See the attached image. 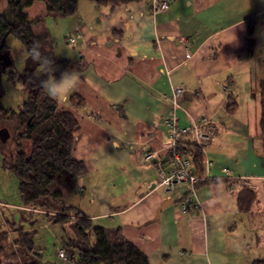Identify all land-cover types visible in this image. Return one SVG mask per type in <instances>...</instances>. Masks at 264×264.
I'll return each instance as SVG.
<instances>
[{
  "label": "crops",
  "instance_id": "obj_1",
  "mask_svg": "<svg viewBox=\"0 0 264 264\" xmlns=\"http://www.w3.org/2000/svg\"><path fill=\"white\" fill-rule=\"evenodd\" d=\"M169 1L166 12L154 15L153 0L120 6L80 0L68 18L66 40L74 47L57 59L71 61L68 71H80L81 79L59 104L79 123L73 157L86 174L67 203L94 225L119 229L150 264L264 261L257 92L264 81V0ZM250 18L256 21L255 56L239 61ZM175 88L185 91L177 111L168 100ZM73 95L83 104L73 106ZM233 100L237 109L230 115ZM174 113L180 127L208 117L216 129L206 154L214 164L209 176L218 181L198 187V207L188 216L178 205L182 191L169 196L157 186V159H143L156 152L167 161L166 120ZM251 194L243 211L240 200ZM167 200L173 204L158 217Z\"/></svg>",
  "mask_w": 264,
  "mask_h": 264
},
{
  "label": "trees",
  "instance_id": "obj_2",
  "mask_svg": "<svg viewBox=\"0 0 264 264\" xmlns=\"http://www.w3.org/2000/svg\"><path fill=\"white\" fill-rule=\"evenodd\" d=\"M3 1L0 0V53L10 54L7 40L14 37L23 45L28 56V66L23 74L8 72L9 68L4 69L0 64V129L6 128L11 136L7 143L0 141V158L3 168L19 181L22 207L51 217L54 224L72 229L74 237H68L62 248L65 261L70 264H150L147 255L127 240L119 229L96 226L67 203L77 190L79 179L86 174L84 164L73 157V140L79 123L72 113L45 94L42 83L51 75L59 79L72 67V62L58 60L52 49H46L47 44L51 45L49 34H38L35 27L42 23L45 15L57 19L75 16L80 0H6L5 6ZM93 1L97 6H120L148 0ZM36 2H42L46 12L29 18L26 10ZM245 27L246 43L238 54L239 61L252 59L257 47L256 21L247 19ZM37 44L41 54L39 61L33 59V47ZM5 73L9 82H23L28 93L27 99L17 109L2 105L5 93L1 77ZM257 92L261 105L260 134L264 136V81ZM70 100L75 107L83 104L78 95H73ZM236 109L237 103L233 100L227 105L226 112L232 115ZM188 144L189 153L199 163L201 152L192 142ZM216 181L210 178L203 184ZM252 201V194L243 195L241 209L247 210ZM16 245L7 233H0V264H44L42 255L34 248L31 234H24L19 246H25L35 259L19 262ZM253 264H264V261Z\"/></svg>",
  "mask_w": 264,
  "mask_h": 264
},
{
  "label": "rangeland",
  "instance_id": "obj_3",
  "mask_svg": "<svg viewBox=\"0 0 264 264\" xmlns=\"http://www.w3.org/2000/svg\"><path fill=\"white\" fill-rule=\"evenodd\" d=\"M6 0L3 1L5 6ZM2 6H0V10ZM46 12L42 2H36L26 10L29 18H34ZM68 18L57 19L52 15H45L41 24L35 27L38 34L47 32L51 45L46 49L53 48L56 58L61 56L65 49L72 48L66 38L68 30ZM10 56L13 62L8 72L23 74L28 66V56L23 45L14 37L7 40ZM1 86L4 90L2 105L5 108L17 109L28 97L25 85L21 81L9 82L7 73L1 77ZM174 194H171L173 196ZM180 196V193H179ZM176 197V196H175ZM21 207V208H20ZM14 224V225H11ZM13 226V227H12ZM7 233L13 244H17L16 252L20 255L19 262H28L35 259L24 246H19L24 234H31L35 250L42 255L44 264H70L59 257V251L63 248L64 241L68 237H74V232L69 226L54 224L52 218L42 213H33L22 209L19 194V181L12 173L3 168L0 158V233ZM3 255V254H2ZM3 257V256H2Z\"/></svg>",
  "mask_w": 264,
  "mask_h": 264
},
{
  "label": "built area",
  "instance_id": "obj_4",
  "mask_svg": "<svg viewBox=\"0 0 264 264\" xmlns=\"http://www.w3.org/2000/svg\"><path fill=\"white\" fill-rule=\"evenodd\" d=\"M169 6V0H153V14L166 12ZM73 41L74 38L69 39V42ZM184 93L183 88H175L172 96L168 97L174 111L180 108L178 100L183 97ZM166 126L170 131L167 161L164 162L156 152L145 153L143 159L146 163L157 159L159 163L157 186L163 188L169 196L178 190L182 191V198L179 199L178 205L183 215L188 216L192 209L195 210L198 207V187L211 178L209 172L214 164L207 156L206 148L214 139L216 129L208 117H202L191 123L189 127H180L175 113L167 118ZM188 142H192L201 152L202 159L199 163H196L192 154L189 153ZM199 169L202 173H199ZM224 172L227 171L224 170ZM59 257L66 260L62 249L59 251Z\"/></svg>",
  "mask_w": 264,
  "mask_h": 264
},
{
  "label": "clouds",
  "instance_id": "obj_5",
  "mask_svg": "<svg viewBox=\"0 0 264 264\" xmlns=\"http://www.w3.org/2000/svg\"><path fill=\"white\" fill-rule=\"evenodd\" d=\"M38 48V44L33 47V59L37 61H39L41 57ZM53 72L54 69L52 70V73ZM80 79V71H65L61 74L59 79H56L51 75L46 81H43L42 89L49 98L54 99L57 102H67L69 95L77 89ZM98 147L101 149L104 146L100 145Z\"/></svg>",
  "mask_w": 264,
  "mask_h": 264
},
{
  "label": "water",
  "instance_id": "obj_6",
  "mask_svg": "<svg viewBox=\"0 0 264 264\" xmlns=\"http://www.w3.org/2000/svg\"><path fill=\"white\" fill-rule=\"evenodd\" d=\"M0 64L2 65V67L4 69L12 67L13 62H12V59H11V56L9 53H0ZM10 137H11L10 133L6 128L0 129V141H1V143H7L8 140L10 139ZM172 204H173L172 200L165 201L159 209L158 217H159L162 210H164L168 206H171Z\"/></svg>",
  "mask_w": 264,
  "mask_h": 264
}]
</instances>
